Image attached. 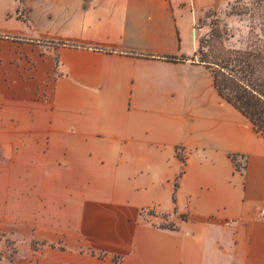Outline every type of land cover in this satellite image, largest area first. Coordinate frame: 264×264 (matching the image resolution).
I'll return each mask as SVG.
<instances>
[{
	"label": "crops",
	"instance_id": "1",
	"mask_svg": "<svg viewBox=\"0 0 264 264\" xmlns=\"http://www.w3.org/2000/svg\"><path fill=\"white\" fill-rule=\"evenodd\" d=\"M233 1L0 0V264H264V136L198 55Z\"/></svg>",
	"mask_w": 264,
	"mask_h": 264
},
{
	"label": "trees",
	"instance_id": "2",
	"mask_svg": "<svg viewBox=\"0 0 264 264\" xmlns=\"http://www.w3.org/2000/svg\"><path fill=\"white\" fill-rule=\"evenodd\" d=\"M236 14L250 18L248 43L244 48L226 45L221 32L208 39L199 38V63L208 67L219 95L232 104L252 123L253 128L264 136V0H235ZM165 59L176 61V56ZM178 157L185 162V148L177 146ZM240 155L231 154L237 168L244 164ZM164 218L167 215L164 214ZM164 227L178 229L174 223Z\"/></svg>",
	"mask_w": 264,
	"mask_h": 264
},
{
	"label": "rangeland",
	"instance_id": "3",
	"mask_svg": "<svg viewBox=\"0 0 264 264\" xmlns=\"http://www.w3.org/2000/svg\"><path fill=\"white\" fill-rule=\"evenodd\" d=\"M235 1V0H234ZM230 3L222 9H211L207 11L197 23L199 38L208 39L214 33L221 32L222 39L226 45L232 48H244L248 43L250 18L247 15H239L235 13L233 4ZM244 163V160H243ZM152 213V210H148ZM161 225L166 224L160 222ZM6 239L8 244L7 250L14 253L16 248L12 242L0 234V240ZM4 254L3 247L0 246V256Z\"/></svg>",
	"mask_w": 264,
	"mask_h": 264
},
{
	"label": "built area",
	"instance_id": "4",
	"mask_svg": "<svg viewBox=\"0 0 264 264\" xmlns=\"http://www.w3.org/2000/svg\"><path fill=\"white\" fill-rule=\"evenodd\" d=\"M261 215L264 217V210L261 211Z\"/></svg>",
	"mask_w": 264,
	"mask_h": 264
}]
</instances>
